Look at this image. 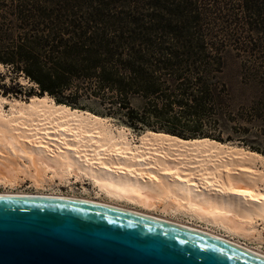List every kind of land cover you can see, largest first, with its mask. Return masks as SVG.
Segmentation results:
<instances>
[{"label":"trees","instance_id":"1","mask_svg":"<svg viewBox=\"0 0 264 264\" xmlns=\"http://www.w3.org/2000/svg\"><path fill=\"white\" fill-rule=\"evenodd\" d=\"M241 54L249 79H213ZM0 66L15 94L264 155V0H0Z\"/></svg>","mask_w":264,"mask_h":264},{"label":"bare ground","instance_id":"2","mask_svg":"<svg viewBox=\"0 0 264 264\" xmlns=\"http://www.w3.org/2000/svg\"><path fill=\"white\" fill-rule=\"evenodd\" d=\"M27 183L35 190L17 189ZM0 186V194L69 197L140 213L264 257V155L230 141L149 129L134 135L47 94L24 101L0 92Z\"/></svg>","mask_w":264,"mask_h":264},{"label":"water","instance_id":"3","mask_svg":"<svg viewBox=\"0 0 264 264\" xmlns=\"http://www.w3.org/2000/svg\"><path fill=\"white\" fill-rule=\"evenodd\" d=\"M0 264H264L212 235L58 196L0 194Z\"/></svg>","mask_w":264,"mask_h":264},{"label":"rangeland","instance_id":"4","mask_svg":"<svg viewBox=\"0 0 264 264\" xmlns=\"http://www.w3.org/2000/svg\"><path fill=\"white\" fill-rule=\"evenodd\" d=\"M242 55V54H241ZM243 55L240 56H235V59H230V57L228 55H225L224 57V61H225V66H224V70L222 73H219L218 76L219 77H216V78H213V79H249V78H245V77H242L241 75V70L239 68V63H240V59H242ZM0 69H2V67L0 66ZM22 77L19 78V82H20V79ZM22 84H25V83H22ZM11 85V81L8 79V77H4L3 79H0V92L1 93H4L6 94L7 96H15L17 98H21L22 100H27L28 99V96L27 95L28 93H17L15 94L14 91H11L10 89H8V87ZM9 91V92H7ZM11 91V92H10ZM112 122L116 125H120L122 123H120V121L114 119V118H111L109 117ZM125 125V124H123ZM126 126V125H125ZM130 128V127H129ZM130 131L131 133H133L134 135H137L138 133H140L141 131H133L131 128H130ZM231 142V141H230ZM232 143H235L236 145H239L238 143L236 142H232ZM242 146V145H240ZM79 186V185H78ZM65 187V186H64ZM61 187V190L62 192H66V191H69L68 189H66V187ZM19 190H24V191H33L35 190L32 186H28V183L27 185L26 184H23L21 185L19 188H17ZM0 190H4V187L0 186ZM82 190V189H81ZM80 189H74V192H76L77 194H80ZM83 191V190H82ZM81 191V192H82ZM70 192V191H69ZM262 227H263V234H264V223L262 224ZM252 243V242H251ZM253 244H256V242H254ZM262 246V248L264 249V241L263 243L260 244Z\"/></svg>","mask_w":264,"mask_h":264}]
</instances>
